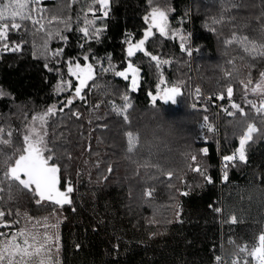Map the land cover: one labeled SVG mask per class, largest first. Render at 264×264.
Here are the masks:
<instances>
[{
    "label": "trees",
    "instance_id": "16d2710c",
    "mask_svg": "<svg viewBox=\"0 0 264 264\" xmlns=\"http://www.w3.org/2000/svg\"><path fill=\"white\" fill-rule=\"evenodd\" d=\"M110 6L105 25H89L90 38L79 29L93 19L89 9L100 15L95 0L41 1L43 30L28 21L27 30L10 29L9 44L21 50L0 56V210L22 196L34 204L36 197L4 173L22 151L32 117L56 104L46 140L61 169V190L68 182L73 187L71 204L61 209L62 264H213L222 252L228 261L244 259L241 247L264 231V114L261 97L244 91L264 75V0H110ZM155 8L167 15V35L154 31L149 55L128 58L127 42L143 38L144 17ZM96 28L103 29L98 38ZM84 56L95 78L84 98L65 108L77 85L68 62L83 66ZM129 59L138 68L135 90L98 65L120 71ZM161 79L175 85V104L153 102ZM62 81L71 90L57 94ZM229 90L238 108L229 106ZM221 93L223 101L216 99ZM125 95L128 121L113 110H122ZM205 117L212 132L203 127ZM251 124L259 132L245 146L246 162H229L221 182L223 157L236 151ZM129 133L136 140L131 151Z\"/></svg>",
    "mask_w": 264,
    "mask_h": 264
},
{
    "label": "snow or ice",
    "instance_id": "6c2138e0",
    "mask_svg": "<svg viewBox=\"0 0 264 264\" xmlns=\"http://www.w3.org/2000/svg\"><path fill=\"white\" fill-rule=\"evenodd\" d=\"M41 0H0V53L6 52H18L21 50V45L17 44L15 41L11 42V46L8 41L9 31H19L22 27L27 30L23 22L28 21L33 26L39 25L38 30L44 29L43 18L40 14L44 9L39 7ZM95 3L99 4V11L101 13L100 17L95 16V9H89L93 14L92 20H85V26L81 27L79 31L86 38L89 37V25H95L97 19L107 18L109 15V0H95ZM30 4L32 7H30ZM35 13V15H33ZM145 21L148 23L147 29L143 33V38H141L136 43H131L130 40L127 42L126 55L128 58H132L137 52L143 53L148 56L149 53L145 50L146 42L152 35V30L156 29L160 36L167 35L168 29V18L164 11L158 8L153 9L150 16L144 17ZM68 25H66L67 27ZM102 28H96L93 35L97 38L99 37ZM52 34H49L51 36ZM59 35V32L55 33ZM61 39H66L61 37ZM181 50L185 49V43L182 41L180 43ZM44 56L47 59V54L49 49L47 45L44 47ZM62 50L52 51L51 55L53 57L61 55ZM83 59L86 63L81 66L79 62L72 64L71 60L68 62L67 71L69 75L75 78L77 85L75 87L74 93L67 99L65 108L71 107L75 99H83V90L88 86L89 81L95 78V68L92 63H88V57L84 56ZM110 59V58H109ZM153 61H157V56L153 55L151 57ZM168 63V61H163ZM45 67L48 68L47 63ZM102 72L114 71L116 77L123 78L129 81L130 88L135 90L138 84V68L133 65L131 59L127 63V67L124 70L115 71L114 66L109 64L107 67L103 65L100 66ZM50 71L52 69H49ZM71 90L70 82H60L56 86V93H62L64 91ZM199 90L195 91V96L199 98ZM0 95H3L0 92ZM233 95V90H229L227 97L229 99V106L232 109L238 108L239 105L231 101ZM176 89L175 85L169 86L163 79L157 87V92L152 96L153 102L163 100L165 104L171 102L176 103ZM225 94H219L216 99L223 101ZM125 104L121 109H117L113 105V110L117 111L118 114L123 115V119L128 121L127 110L131 108V102L127 95L124 96ZM56 104L49 106L45 113L39 116H33V126H29L26 133L23 136V149L19 154L18 158L15 159L14 164H12L8 171L4 173V177L7 180L18 182L23 189L28 190L34 197H36V203L49 202L50 204L62 208L64 205L71 204L70 194L73 192V187L70 182L66 184L64 190L60 187V166L53 162L52 149L46 140L47 137V118L49 115H56ZM226 114H229L227 108H224ZM63 112V109H61ZM74 115H79L77 112ZM39 123V129L36 123ZM203 127L208 131H213V126L208 122L207 117L204 118ZM257 129H249L244 135L240 136L238 139V147L233 154L226 155L223 157L225 166L227 167L229 162H235L239 160L241 162H246L245 146L252 139L253 134L256 133ZM3 130L0 129V133ZM0 141H2V135H0ZM136 140L132 134L129 133L127 136V144L129 150L131 151L135 145ZM193 160L196 159L195 156L192 157ZM200 171L199 167L195 169ZM203 175V173H201ZM205 179L211 183L212 179L210 176H205ZM222 179L226 182L228 179L227 171L224 172ZM11 187V185H9ZM186 195V193H183ZM150 195V193H149ZM55 212V208L53 209ZM5 213L0 210V228L11 227L13 224H19V220H13L5 223L3 221ZM11 215V213H9ZM18 216L19 213L17 212ZM232 222H235V217H232ZM43 227L45 229L55 225H49L47 220L45 221ZM56 239L53 233L48 231L40 232L36 230V226L25 224L23 227H19L16 231L7 233L0 232V264H53V247L52 241ZM242 251H246L247 255L244 257L243 264H249V257L254 262V264H264V232L259 234L258 240L252 244L249 248L246 243L242 247ZM239 260V258H237Z\"/></svg>",
    "mask_w": 264,
    "mask_h": 264
},
{
    "label": "rangeland",
    "instance_id": "374dc122",
    "mask_svg": "<svg viewBox=\"0 0 264 264\" xmlns=\"http://www.w3.org/2000/svg\"><path fill=\"white\" fill-rule=\"evenodd\" d=\"M41 1H49V0H41ZM110 7L111 6H110V0H109V11H110ZM100 15H101V13H100ZM100 15L98 17H100ZM107 18L97 19L95 23L97 25L98 24L99 25H101V24L105 25V22H106ZM9 33H10V31H9ZM138 53H141V52H138ZM1 54L2 53H0V56H1ZM101 62H102V60L98 61V65L101 66ZM244 91L248 95L261 97L257 108L262 114H264V75L253 86L245 87ZM98 105H100V103H98L96 106H98ZM29 126H33V121L29 124ZM34 126H36L39 129V123L38 122ZM250 128L251 129H257L258 131L256 133L259 132V127H257L255 124L249 125L248 129L246 130V132ZM46 129H47V125H46ZM39 130L43 131V129H39ZM256 133H254V134H256ZM195 169L196 168H193V171H196ZM134 171L137 172L138 171V167H136V169H134ZM130 172H132V171H130ZM80 177L81 176L78 175L77 183H76L77 187L81 183V180H80L81 178ZM1 190H2V186L0 185V191ZM36 199L37 198H35L33 200L34 204H32V203L29 202L30 199H28L27 197L22 196V200H24V201H21L19 203H17V201H15L14 203L11 204V206L9 208H7L5 210L6 211V212H4L5 213L4 219L5 220H7L8 222L9 221H13V220H19V224H13L12 231H8L7 233H11V232L16 231L19 227H23L26 223L29 224L30 226L34 224L36 226V230H38L40 232L48 231L50 233H53L54 236L56 237V239H54L51 242L52 243V247H53V254H52L53 264H62L60 228H61V225H62V223L64 221V213L61 210L62 208H59L57 206H53L49 202H41L40 204H37L35 202ZM151 201L152 200L147 201V205H150ZM2 208H4V207H2ZM54 208H55V212H53ZM17 212L19 213L18 216L16 215ZM9 213H11V215H9ZM46 220H47V223L49 225H55V227L54 228L49 227V228L45 229L43 227V225H44ZM1 229L2 228H0V230ZM234 258L235 257L231 258V260L234 259ZM232 262H234V260ZM249 262H253V261L251 260Z\"/></svg>",
    "mask_w": 264,
    "mask_h": 264
},
{
    "label": "built area",
    "instance_id": "2783aa9c",
    "mask_svg": "<svg viewBox=\"0 0 264 264\" xmlns=\"http://www.w3.org/2000/svg\"><path fill=\"white\" fill-rule=\"evenodd\" d=\"M228 167V166H227ZM225 166V162L224 160L221 161L220 163V174H221V182L223 181L222 177H223V172L225 171V169L227 168ZM214 183V180L212 179V182L210 184H213ZM221 211V210H220ZM224 250V249H223ZM234 260V262H232ZM243 260L244 259H237V258H234L232 259L231 261L227 259V256H226V253L225 252H222L220 255H218L216 258H215V261L213 264H243ZM249 264H254V262H249Z\"/></svg>",
    "mask_w": 264,
    "mask_h": 264
},
{
    "label": "flooded vegetation",
    "instance_id": "af4514ba",
    "mask_svg": "<svg viewBox=\"0 0 264 264\" xmlns=\"http://www.w3.org/2000/svg\"><path fill=\"white\" fill-rule=\"evenodd\" d=\"M154 31H157V30H156V29H153V30H152V35H153V32H154ZM137 42H138V41H137ZM158 100H159V99H158ZM159 101H160V100H159ZM161 101H163V100H161ZM3 221H4L5 223L8 222L7 220L4 219V217H3ZM12 228H13V225H12L11 227H9V228H8V227H7V228H2V229L0 230V232H4V231H5V232L12 231Z\"/></svg>",
    "mask_w": 264,
    "mask_h": 264
}]
</instances>
